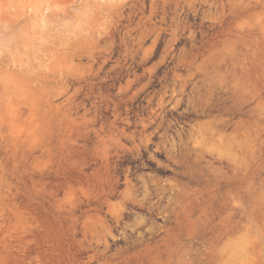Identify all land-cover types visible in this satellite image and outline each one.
I'll return each instance as SVG.
<instances>
[{
    "label": "rangeland",
    "instance_id": "obj_1",
    "mask_svg": "<svg viewBox=\"0 0 264 264\" xmlns=\"http://www.w3.org/2000/svg\"><path fill=\"white\" fill-rule=\"evenodd\" d=\"M0 264H264V0H0Z\"/></svg>",
    "mask_w": 264,
    "mask_h": 264
},
{
    "label": "bare ground",
    "instance_id": "obj_2",
    "mask_svg": "<svg viewBox=\"0 0 264 264\" xmlns=\"http://www.w3.org/2000/svg\"><path fill=\"white\" fill-rule=\"evenodd\" d=\"M15 9H16V8H15ZM5 12H6V11H5ZM10 12H12V11H10ZM16 12H17V11H16ZM4 17H5V16H4ZM7 18H8V17H7ZM15 19H16V18H15ZM13 24H14V23H13ZM15 24H16V22H15ZM14 27H15V26H14ZM14 27H13V29H15ZM10 29H11V28H10ZM13 31H14V30H13ZM10 33H11V32H10ZM8 35H9V34H8Z\"/></svg>",
    "mask_w": 264,
    "mask_h": 264
}]
</instances>
